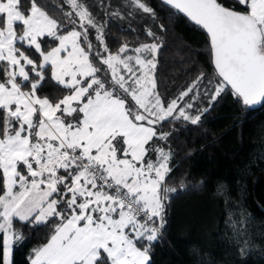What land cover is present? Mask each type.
I'll list each match as a JSON object with an SVG mask.
<instances>
[{
	"label": "snow or ice",
	"instance_id": "6c2138e0",
	"mask_svg": "<svg viewBox=\"0 0 264 264\" xmlns=\"http://www.w3.org/2000/svg\"><path fill=\"white\" fill-rule=\"evenodd\" d=\"M163 2L207 35L209 107L229 93L244 108L264 105V0ZM129 6L156 18L145 0ZM146 34L151 43L113 52L85 0H0V264H14L26 241L17 224L50 228L27 264H151L177 192L167 182L171 133L160 128L196 125L209 108L193 115L185 101L199 96L204 73L174 99L161 97L162 45ZM50 82L63 94L43 95Z\"/></svg>",
	"mask_w": 264,
	"mask_h": 264
},
{
	"label": "trees",
	"instance_id": "16d2710c",
	"mask_svg": "<svg viewBox=\"0 0 264 264\" xmlns=\"http://www.w3.org/2000/svg\"><path fill=\"white\" fill-rule=\"evenodd\" d=\"M145 2L156 14V36L162 45L155 73L161 97L174 99L201 73L203 83L209 85L214 73L205 32L160 0ZM223 2L229 6L231 0ZM65 10H70L66 4ZM102 25L113 52L125 42L136 47L152 40L145 26H122L111 17H105ZM42 94L63 93L50 82ZM197 99L209 108L198 124L181 119L160 128L171 133L167 147L173 153V170L167 182L177 192L170 194L164 238L155 244L151 264H264V105L244 108L230 93L222 94L211 107L206 95ZM182 180L189 186L184 190H180ZM230 221L241 229L239 236H234ZM17 227L26 241L14 250V264H27L31 250L47 242L50 228ZM244 247L249 254L242 257ZM193 249L200 255L194 256Z\"/></svg>",
	"mask_w": 264,
	"mask_h": 264
},
{
	"label": "rangeland",
	"instance_id": "374dc122",
	"mask_svg": "<svg viewBox=\"0 0 264 264\" xmlns=\"http://www.w3.org/2000/svg\"><path fill=\"white\" fill-rule=\"evenodd\" d=\"M87 5L90 8V11L95 16L98 24H103V19L105 17H111L115 19L120 25L126 26V25H133V26H145L148 29H151L155 34L157 33L158 27L154 19L145 13H142L138 10H133L129 6L130 0H122L121 3L118 2H112L110 0H85ZM114 13H119V15H113ZM129 13H132L131 15ZM93 35V43L98 42L95 41V31L92 30ZM150 42H143V43H151ZM55 46V45H54ZM209 85L206 83H203L200 87V92L203 91V89L207 88ZM209 89V88H208ZM204 94V91L199 94L198 97ZM193 96V93H189V97ZM189 97H185V101H188L193 104V108L189 111L195 115L197 113V109H203L202 106H200V102L198 101L197 97L193 100H190Z\"/></svg>",
	"mask_w": 264,
	"mask_h": 264
},
{
	"label": "water",
	"instance_id": "95a60500",
	"mask_svg": "<svg viewBox=\"0 0 264 264\" xmlns=\"http://www.w3.org/2000/svg\"><path fill=\"white\" fill-rule=\"evenodd\" d=\"M160 2L162 3V4H164L165 6H167V7H169L170 8V6H168L166 3H164L163 2V0H160ZM181 14V13H180ZM182 16H183V14H181ZM185 17V16H184ZM186 18V17H185ZM187 19V18H186ZM188 20V19H187ZM189 21V20H188ZM190 22V21H189ZM191 23V22H190ZM193 24V23H192ZM206 34V33H205ZM213 66V65H212ZM260 105H256V106H254V107H251L252 109H255V108H258Z\"/></svg>",
	"mask_w": 264,
	"mask_h": 264
}]
</instances>
